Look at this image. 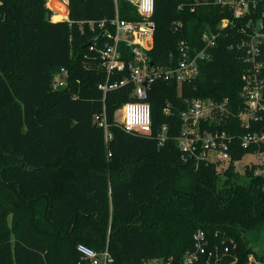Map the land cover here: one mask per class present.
Returning <instances> with one entry per match:
<instances>
[{
    "label": "trees",
    "instance_id": "16d2710c",
    "mask_svg": "<svg viewBox=\"0 0 264 264\" xmlns=\"http://www.w3.org/2000/svg\"><path fill=\"white\" fill-rule=\"evenodd\" d=\"M47 1L0 0V264H79V244L99 253L107 247L115 264L170 256L179 264L200 229L227 233L244 261L250 253L264 257V181L236 165L254 148L243 149L238 139L248 132L239 118L248 64L237 47L238 27L220 25L232 17L230 9L212 0H155L151 62L178 65L182 42L194 57L207 45V33L217 35L207 49L211 57L198 61L191 84L153 85L150 135L113 126L106 143L93 117L105 108L113 122L132 100L134 85L105 96L98 88L108 75L99 54L89 51L91 41L103 37L90 22L115 17L116 3L68 0V20L52 22L45 20ZM117 7L121 19L141 20L128 0ZM129 50L120 44L124 60L133 59ZM61 68L69 85L54 90ZM128 77L127 69L116 72L109 83ZM186 98L228 99L226 121L206 126L238 136L225 172L182 158L176 138ZM255 126L264 128V113Z\"/></svg>",
    "mask_w": 264,
    "mask_h": 264
},
{
    "label": "built area",
    "instance_id": "2783aa9c",
    "mask_svg": "<svg viewBox=\"0 0 264 264\" xmlns=\"http://www.w3.org/2000/svg\"><path fill=\"white\" fill-rule=\"evenodd\" d=\"M116 3V15L112 19L92 21L91 26L97 25L102 31L94 38L89 46L90 52L99 54L100 65L107 72L106 83L100 84L99 89L104 96L108 91L118 89L131 82L134 85L132 100L123 104L115 112L113 122H110L103 112L93 117V123L104 131L108 143L113 134L111 128L119 127L124 131L137 135L152 133V110L148 101L153 85L159 81H175L179 85L191 84L199 75L197 63L209 59L207 50L215 45L216 34H204L206 46L197 55L189 58L188 49L181 43L182 59L172 68L151 65L148 51L154 43L155 25L151 20L154 13L155 0H128L134 5L141 20L127 21L120 18ZM207 2V0H205ZM204 1V2H205ZM59 8L50 7L54 14H68V0H60ZM215 4L230 9L232 17L222 19L221 28H237L242 35L237 47L245 50V62L248 69L243 74L242 96L245 106L239 113L241 126L248 130L243 136L230 135L226 130H207L206 126L216 122L226 121L230 115L228 99L223 102L202 98H186V109L181 113V131L177 136L178 148L184 160L204 161L217 165L220 173L225 172L231 164V151L235 139H239L243 149L254 148L250 154L253 160L245 166L253 175L264 181V128L255 125L262 119L264 113V0H212ZM202 2L197 1L196 4ZM60 8L65 11L61 12ZM68 16L65 18L66 20ZM64 20V19H62ZM99 41V42H98ZM126 43L130 48L133 59H123L120 44ZM129 70V77L120 82L109 83V78L116 72ZM70 74L66 68H61L52 79L54 90L66 88L69 85ZM122 112L121 121L116 119V113ZM168 112V108L165 109ZM167 126L158 134L160 143L166 138ZM211 153V157L209 154ZM111 156V153H109ZM214 157L215 159H212ZM264 192V184H263ZM77 251L81 257L79 264H115L108 248L99 253L94 249L79 244ZM145 264H177L173 256L150 260ZM179 264H264V257L250 253L244 261L239 253L237 243L225 232L207 233L197 230L193 235L190 249L183 254Z\"/></svg>",
    "mask_w": 264,
    "mask_h": 264
},
{
    "label": "rangeland",
    "instance_id": "374dc122",
    "mask_svg": "<svg viewBox=\"0 0 264 264\" xmlns=\"http://www.w3.org/2000/svg\"><path fill=\"white\" fill-rule=\"evenodd\" d=\"M51 7V6H50ZM60 7V6H59ZM53 8V7H52ZM50 10V9H49ZM49 14H50V20H52V16H53V12H51V10H50V12H48ZM64 20H66V19H64ZM53 21V20H52ZM60 21H62V20H60ZM121 118H122V112L121 111H118L117 113H116V119L118 120V121H121ZM212 155H211V153L209 154V157H211ZM212 159H215L214 157H212ZM253 160V156H251L250 154H247V155H245L244 157H243V159L241 160V161H239V162H237V171L238 170H240L239 172L240 173H244L245 172V170H246V164L247 163H249L250 161H252Z\"/></svg>",
    "mask_w": 264,
    "mask_h": 264
},
{
    "label": "crops",
    "instance_id": "0c3cea01",
    "mask_svg": "<svg viewBox=\"0 0 264 264\" xmlns=\"http://www.w3.org/2000/svg\"><path fill=\"white\" fill-rule=\"evenodd\" d=\"M59 4H61V2H60V0H48L47 1V8L48 9H50V6L51 7H56V8H59ZM68 14H69V11H68ZM68 14H67V16H68ZM54 15H57V14H53V16ZM53 16H52V18H53ZM68 19V18H67ZM52 21V20H51ZM63 21V20H62ZM52 22H54V21H52ZM56 22H59V21H56Z\"/></svg>",
    "mask_w": 264,
    "mask_h": 264
},
{
    "label": "bare ground",
    "instance_id": "6f19581e",
    "mask_svg": "<svg viewBox=\"0 0 264 264\" xmlns=\"http://www.w3.org/2000/svg\"><path fill=\"white\" fill-rule=\"evenodd\" d=\"M60 9H61V12H64L65 11L64 8H60ZM66 17H67V15L65 13H60V14L54 15L53 18H52V20L54 22H56V21H60L62 19H65Z\"/></svg>",
    "mask_w": 264,
    "mask_h": 264
},
{
    "label": "water",
    "instance_id": "95a60500",
    "mask_svg": "<svg viewBox=\"0 0 264 264\" xmlns=\"http://www.w3.org/2000/svg\"><path fill=\"white\" fill-rule=\"evenodd\" d=\"M45 20L46 21H51L50 20V14L49 13H46V15H45ZM93 41H91V43H92ZM90 43V44H91ZM90 44H88V45H85L84 47H83V49H86ZM151 65H153V63H151ZM255 252L256 253H260V248H257V249H255Z\"/></svg>",
    "mask_w": 264,
    "mask_h": 264
}]
</instances>
